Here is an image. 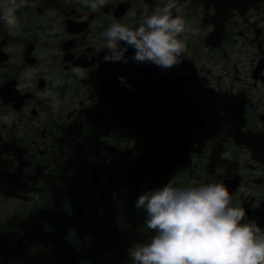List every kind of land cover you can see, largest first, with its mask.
Masks as SVG:
<instances>
[{
    "label": "flooded vegetation",
    "instance_id": "obj_1",
    "mask_svg": "<svg viewBox=\"0 0 264 264\" xmlns=\"http://www.w3.org/2000/svg\"><path fill=\"white\" fill-rule=\"evenodd\" d=\"M167 2L16 0L20 28L0 21V264H136L155 233L134 203L170 180L224 184L264 230V0H174L199 29L179 65L103 61L107 28Z\"/></svg>",
    "mask_w": 264,
    "mask_h": 264
},
{
    "label": "clouds",
    "instance_id": "obj_2",
    "mask_svg": "<svg viewBox=\"0 0 264 264\" xmlns=\"http://www.w3.org/2000/svg\"><path fill=\"white\" fill-rule=\"evenodd\" d=\"M107 2L85 0V5L96 11ZM16 10V0H10L0 16L10 30L20 28ZM181 12L174 0H168L151 12L145 8L136 29L112 24L103 33L107 50L103 61L127 64L131 59L164 70L179 65L186 51L185 34L199 33L198 28L190 27L179 15ZM130 14L136 15L134 10ZM129 47L135 55L126 58ZM71 71L84 78L81 67ZM29 74L30 70H26L24 76ZM119 79L124 82L123 77ZM3 120L10 122L7 116ZM134 208L145 210L144 224L155 233L150 243L139 245L132 253L136 264H264V230L255 221L242 223L246 210L242 205L232 206L229 190L222 183L180 188L170 180L162 188L141 194Z\"/></svg>",
    "mask_w": 264,
    "mask_h": 264
}]
</instances>
